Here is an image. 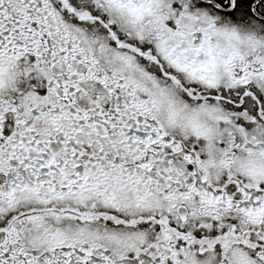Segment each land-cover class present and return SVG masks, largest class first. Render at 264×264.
I'll use <instances>...</instances> for the list:
<instances>
[{"label":"snow or ice","instance_id":"obj_1","mask_svg":"<svg viewBox=\"0 0 264 264\" xmlns=\"http://www.w3.org/2000/svg\"><path fill=\"white\" fill-rule=\"evenodd\" d=\"M0 264H264V0H0Z\"/></svg>","mask_w":264,"mask_h":264}]
</instances>
